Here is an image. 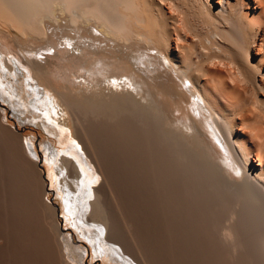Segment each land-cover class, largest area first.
<instances>
[{
  "label": "bare ground",
  "instance_id": "1",
  "mask_svg": "<svg viewBox=\"0 0 264 264\" xmlns=\"http://www.w3.org/2000/svg\"><path fill=\"white\" fill-rule=\"evenodd\" d=\"M60 16L67 17L64 27ZM49 22L61 33L66 27L88 31L89 42L64 34L61 43L59 30L47 29ZM11 31L16 47L0 40V86L24 75V84L9 88L10 94L20 90L29 98L23 107L51 114L57 129L48 130L42 120L39 125L69 149L62 157L64 148L42 142L47 180L42 175L37 192L42 199L61 186L56 196L64 201L65 226L74 225L95 257L149 263L112 235L111 211L100 194L103 170L83 129L112 145L132 170L146 227L175 264H264V0H0V33ZM92 33L118 54L113 62L91 58L102 53L96 47L88 56ZM50 57L58 64H50ZM59 80L66 83L61 91L54 86ZM183 95L186 119L171 109ZM8 102L16 108L11 98ZM30 142L20 137L19 161L37 167L31 157L41 160ZM53 153L62 154L59 162ZM42 203L53 264H80L83 250L61 236L59 210Z\"/></svg>",
  "mask_w": 264,
  "mask_h": 264
},
{
  "label": "rangeland",
  "instance_id": "2",
  "mask_svg": "<svg viewBox=\"0 0 264 264\" xmlns=\"http://www.w3.org/2000/svg\"><path fill=\"white\" fill-rule=\"evenodd\" d=\"M66 21H67V17L60 16L58 25L61 27H64L65 25H67L65 23ZM51 23L49 22L46 25L47 29L50 31L52 28L53 32H56V30L54 29H58V25H55L54 22H53L54 24H51ZM87 32L88 31H83V30L78 31L77 29L66 27L63 33H61L59 30L56 32V35L57 37H60L61 43L64 42V39L61 38V36L64 34H68L71 37H75L76 40L81 41V42L82 41L89 42V39L86 37ZM10 33L11 34L10 35L8 34L7 36L4 35L3 33H0V40L2 39L3 44L9 43L10 45L15 46L16 38L13 36L15 35V33L13 31H11ZM4 36H6V38ZM99 36L100 35H95L92 33L91 37L94 39L93 42L95 43L94 44L92 42V45L94 44L95 46L93 45V47L88 48L89 53L87 52L86 53L89 56L90 52H92L93 54V51L95 49L94 52H96L97 50V52H102V53L101 54L97 53L95 56L93 54L91 58L93 57L94 58L96 57L95 59L103 58V59H107L106 62H109L113 56H116L117 53L113 49H109V47L108 48L105 47L103 42L98 41L97 39L99 38L102 40V37L101 36L99 37ZM53 40L54 42L57 41L56 38H53ZM20 42H22V40H20ZM35 43L39 44L40 46L43 45V43H40V42H35ZM97 45L100 48H98ZM102 46H104V48H101ZM59 47L60 45L57 44V48ZM86 51H87V48H86ZM128 53H130V51H128ZM97 56L98 57L102 56V57L97 58ZM48 62H50V64H58L59 61L55 57H50L48 58ZM110 62H113V61L111 60ZM126 67L128 68H127L126 73L125 72L124 73L127 75L132 74L131 65L127 63ZM82 73L83 72L81 71L79 72V74H82ZM11 78L12 80H10ZM14 78L15 77L12 76L5 80H2L1 82L3 85L6 82V80L8 83L9 82L10 83L5 84L6 86V87L4 86L5 88L3 86H0V104L4 105L5 107L4 108L0 106V114L3 115L2 117L3 119H0V123L3 124V126L5 127L4 128L2 126L3 127L2 128L0 126V264H53L54 262L53 260L54 257H53V252H52L53 250H51L52 248L50 244L52 235H51V228H49V225H48L49 216L47 214L48 212L46 211V209H44L45 207H43L42 205L43 204L42 200L43 202L47 204H51L53 207L59 210L58 212V215H60L59 227L61 224L62 226L61 228H63L61 236L62 237L69 236L68 240L71 242V245L73 247H81V249L83 250L82 252L83 255H82L80 264H121V263H113L111 260L105 261V260H102L100 257H95L94 248L92 244L89 243L86 239H83L81 237V234L79 233L77 229H75L74 225L66 223V226H65V219L64 217H62V213L60 209L61 205L64 206V201L62 200V198H59L56 196V192H60L58 187H61V186L58 185L57 188L50 189V191H48L46 195L43 196L42 199L41 197H39L38 192L41 189V186H40L41 183H39V181L43 179V176L45 179L47 178L46 174H47V169H48L46 164L44 163V151L42 148V145H43L42 142L50 140L52 142L53 147H55L56 149L63 150L64 148L63 150L64 152L62 153L63 156L60 153L58 156L56 155L57 158L55 157L58 162L60 161L59 159H61L62 157L68 156L69 149L66 146L62 148L58 142L59 138L49 135L47 131L43 130L45 128L39 125V123L42 120L43 124H45L46 126L47 124L49 125L47 126L48 130L50 126H54L57 129V127H59V123L57 121L55 122V120H52L54 118L51 114H48V116H45L39 111L31 109L28 106L27 108H29V111L31 110L30 112L32 113V115L34 114L35 117L38 115V117L35 119L33 118L32 115L27 113V110H26L27 108L23 107V105L26 102H28L29 98H25L26 96L22 92L19 95L20 90L16 92V94L18 93L17 95L10 94V89L12 86L14 85L19 86L20 84H22L24 75H23V78L22 77L18 78L19 82L17 83H14L16 80V79L14 80ZM64 84L66 83H64L62 80H59L58 84L54 83V86L56 87L57 90L61 91L60 86ZM1 91H3L4 94L1 93ZM9 95H11V97ZM18 95L19 96L22 95L25 98V100L23 101L20 98H18L17 97ZM186 96L188 95L186 94ZM186 96L183 95L184 99L183 97L178 99L177 106L171 103L172 104L171 109H173V112H174L173 115L175 117H178L179 115H181L179 117H183L184 119H186V115L187 113H189L188 108H187V103L185 100ZM8 98H11V101L15 103L16 108L9 104ZM161 99L172 102L171 99L164 97V96H161ZM20 111H25L26 113H20ZM204 115H206L205 112H204ZM49 121H53V122H49ZM13 126H16L18 130H14ZM9 127L11 128V130H9L10 129ZM65 130H68V129L66 128ZM68 134L70 137L71 133L69 130L67 131V135ZM20 137L31 140L30 142V144H32L31 150L32 152H36V154L38 155V159H40L41 162H39V160L38 161L33 160L34 159L33 156L32 157L30 156V157L32 158V161H35L36 164L37 162H39L40 165H42L41 168H39L38 165L37 167H33V166L31 167L28 164L27 166V164L25 165V162L23 163L21 159L20 161L22 163L19 161V156L21 157V155H19L20 154L19 153L20 152V149H19ZM82 137L83 139L85 137V141L87 139L88 141L91 142V143L90 142L88 143V141H86L89 149L90 150L94 149L91 152L103 170L102 171V174H103L102 181L104 180L105 182H102L103 185H102V189L100 190L101 191L100 194L102 195V198L105 199L104 202L106 203L108 212L111 211L109 212V214H110L111 220L113 219L112 221L114 223V224L112 223L113 228L111 227V229H113L112 231H115L113 232L112 235H114V237L116 238L118 237L119 240L127 244L129 249L132 248L131 252L134 251L136 253L137 251L138 254L140 252L139 255L142 256L144 260H147L150 264H175L174 255L167 256L168 254L163 252L159 245L160 241L158 240L159 238L157 234L153 233L154 232L153 229L146 227L147 225V221H146L147 218L145 219V216L147 217L146 215L147 212L145 210L146 207H145V204L144 205L141 204V203H144L142 202L143 199L142 201L140 200L141 203L138 202L139 204L137 203V201H135L136 198H134L135 194L132 188V170H130L129 167H127L126 163L123 161V158L114 149L113 150L111 149L113 148L112 145L110 147V144H108V142L106 144V141L103 138L97 137V135H95V138H94V135L92 136L91 134H86L84 129H83ZM107 145H109V147ZM73 146L77 147L78 152L89 163V159L85 157V154L82 151V147L81 145L78 144V141L73 140ZM66 149L68 151H65ZM95 152L96 153L98 152V153L95 154ZM122 162L124 163V165ZM90 165L91 164L89 163V166ZM91 167L92 165L90 166V168ZM127 168L131 172L127 170ZM41 171L44 174L41 173V176H39ZM55 172H58V169H56ZM39 177H42V178L38 179ZM61 178H62L61 176H58V182L61 180ZM100 182H101V178L100 180H98V184H100ZM46 188L49 190L50 188L49 183H47ZM132 201L134 202V205L136 204L135 205L136 214L134 213L135 210H134V207H133L134 205ZM54 204H56V206ZM137 204L139 206H137ZM140 205H142L143 207H141ZM76 206L78 207L79 205L77 204ZM138 207H141L139 208L140 210L138 209ZM77 212H78V209H75V213ZM67 214L68 213L65 210L64 215L67 216ZM77 215L80 216L79 213H77ZM86 216H88V214H86ZM86 216L84 217L85 220H86ZM70 218L72 220L71 216ZM77 223L79 226L82 225L80 222H78V219H77ZM115 233H117L118 236ZM119 234H121L120 235L121 237L119 236ZM128 235H131V236H128ZM136 248H138V250ZM127 264H134V263H132L129 260Z\"/></svg>",
  "mask_w": 264,
  "mask_h": 264
},
{
  "label": "water",
  "instance_id": "3",
  "mask_svg": "<svg viewBox=\"0 0 264 264\" xmlns=\"http://www.w3.org/2000/svg\"><path fill=\"white\" fill-rule=\"evenodd\" d=\"M0 106H2V107H4V105H2V104H0ZM5 108V107H4ZM2 119V118H1ZM13 129L14 130H18L17 128H16V126H13ZM37 165L40 167L41 165H40V163L39 162H37ZM54 205H56V204H54ZM58 218H59V215H58ZM60 219V218H59ZM60 221V220H59Z\"/></svg>",
  "mask_w": 264,
  "mask_h": 264
},
{
  "label": "snow or ice",
  "instance_id": "4",
  "mask_svg": "<svg viewBox=\"0 0 264 264\" xmlns=\"http://www.w3.org/2000/svg\"><path fill=\"white\" fill-rule=\"evenodd\" d=\"M25 143H27V141ZM53 157H55V154L54 153H53Z\"/></svg>",
  "mask_w": 264,
  "mask_h": 264
}]
</instances>
